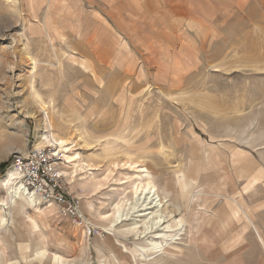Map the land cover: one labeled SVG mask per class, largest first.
Segmentation results:
<instances>
[{
    "label": "rangeland",
    "instance_id": "obj_1",
    "mask_svg": "<svg viewBox=\"0 0 264 264\" xmlns=\"http://www.w3.org/2000/svg\"><path fill=\"white\" fill-rule=\"evenodd\" d=\"M46 113L80 156L73 187L64 150L42 148L82 218L35 203L13 224L2 207L0 264H135L124 246L138 255L177 220L166 257L138 264H264L248 219L264 239V0H0V180L37 149ZM245 161L254 185L236 175ZM147 175L166 198L149 225L145 197L121 204Z\"/></svg>",
    "mask_w": 264,
    "mask_h": 264
},
{
    "label": "bare ground",
    "instance_id": "obj_2",
    "mask_svg": "<svg viewBox=\"0 0 264 264\" xmlns=\"http://www.w3.org/2000/svg\"><path fill=\"white\" fill-rule=\"evenodd\" d=\"M34 86L35 85L33 82V84H32L33 96L31 98L33 99V102L35 104L40 105L42 111L43 110L45 111L47 105L42 100L41 96L37 93ZM32 117H35L34 113L31 114V118ZM44 119L46 121V125L49 128V130H46L44 132V134L40 136L39 141L36 143V148L42 149L44 145L49 144L50 146H56L58 149L64 150L65 158H66V160H65L66 164H65V170L64 171L67 173L66 175H68V173H69V180L68 181H69L71 186L75 187V185H76V178L74 176L75 172L71 171V170L73 169L72 165H74L75 167L79 166L80 156H79V154L70 152L71 151V148H69L70 142L68 140H66L67 138L63 139L54 133V125H53L48 113L45 114ZM141 171L142 172H148L145 169H142ZM147 176H148L147 180H145V181L140 180L139 182L138 181L134 182L130 186V192H131L132 196L130 199L125 200L126 202L125 201L123 203L121 202V204L123 205L124 203L126 204V203L131 201L129 204L130 207H128V209H126L128 211V213H127V215H128L130 211L134 210L137 207V205L139 204V199L141 197H145V200L146 201L148 200V203H147V208L145 209V211H143L144 214L142 216L147 217L146 221H147V225H149V223H151L152 220H154L155 218H158V219L162 218L161 215H158V211H159V208H161L163 206L164 200L166 198L162 199L160 197L154 182L152 181V179L150 178L149 175H147ZM208 180H210L209 183L211 182L210 184L213 185L214 184L213 182L216 181V178L215 179L209 178ZM206 181L201 182L199 184L196 193L192 196L193 201L200 203L203 196L207 195V193H206L207 182ZM97 183H96V189H99L102 186V183L98 182V181H97ZM0 190H5V193H6V197L5 198L3 197L0 199V209L2 210V207L8 208L9 212L12 215L13 224L15 222L16 216H18V217L22 216L20 214H22L21 210H23L24 208H28V209L29 208H35V209L38 208L39 210H41V208H39L37 205L44 206L37 201L38 199L35 195H33V193L28 192V190H26V187L24 186L23 181L21 179V173L15 167L10 169L8 171L7 175L0 180ZM35 203H37V205H35ZM121 204L118 203L114 208V212H112L113 213L112 214L113 219L111 220L112 225L117 226L118 223H120L122 216H124V215L120 216L121 210H123L120 207ZM45 207H47V206H45ZM12 208H16V210H19L20 212L18 211L17 213H13ZM42 208H44V207H42ZM47 208L50 212L52 211V209H55L54 207H47ZM38 209H36V210H38ZM180 209L181 208L178 206V211ZM148 210H153V211L147 213ZM151 214L152 215L155 214V217L154 216L150 217ZM110 215H105V216H103V218L105 219L107 217H110ZM248 219H249V223L253 227V230L255 231V234H256V237H257L259 243L262 245V247L264 249V239H263L262 234L259 231V228H257L256 223L254 225L251 218H248ZM0 220L2 222L3 219L1 218ZM36 221L34 222L33 227H32V229L35 231H37L39 228V225ZM160 221H159V223H160ZM183 224H184V221H183ZM183 224L181 225L179 223V220L176 221V227H181V228L178 229V233H176L175 235L160 234V233L155 232V236L151 240H149L148 242H142V245H136V250L139 252L138 255H136L135 251L129 250L127 246H124V248L126 249V252L130 251V253L129 252H127V253L131 254V257L133 258L135 264H138L137 258H139L141 261H153V260H155V257H156V256H153L155 254H157V255L160 254L161 256L166 257V255L168 253L167 249L170 246H172L173 242H175L176 240H181L180 236L183 234L182 233L180 234V232L183 231ZM149 228L150 227L147 226L144 229V231H138L137 233L141 232V233L145 234L147 231H149ZM166 228L167 227H165V229ZM200 228L201 227L199 225V230H200ZM134 230H135V227H133V229L130 231H134ZM176 236H179V237L176 238ZM39 252L37 253L38 255H40ZM41 255H42V252H41Z\"/></svg>",
    "mask_w": 264,
    "mask_h": 264
},
{
    "label": "built area",
    "instance_id": "obj_3",
    "mask_svg": "<svg viewBox=\"0 0 264 264\" xmlns=\"http://www.w3.org/2000/svg\"><path fill=\"white\" fill-rule=\"evenodd\" d=\"M13 167L21 173L28 192L44 206L54 207L60 216L81 219L80 201L63 182L58 155L47 149H33L16 156Z\"/></svg>",
    "mask_w": 264,
    "mask_h": 264
},
{
    "label": "crops",
    "instance_id": "obj_4",
    "mask_svg": "<svg viewBox=\"0 0 264 264\" xmlns=\"http://www.w3.org/2000/svg\"><path fill=\"white\" fill-rule=\"evenodd\" d=\"M244 167H246L245 168V171L244 172H240V170H238V167L235 169V171H236V175L238 176V177H242V178H246V179H248V183H249V186L252 184V185H254V184H256V183H258L259 181H256V182H254L253 180L255 179V178H258L259 180H260V178H259V176H253V174H250V171H249V168H248V166H247V164H246V161H245V163H244ZM245 172H247V173H249V175L248 176H244V173ZM207 176V175H206ZM252 176H253V178H252ZM207 180L209 179L208 177L206 178ZM204 182V181H203ZM206 195H204L203 196V198H202V200L200 201V203L203 201V199H205L204 197H205ZM204 204V203H203ZM232 213V212H231ZM233 214V216H237V214L234 212V213H232Z\"/></svg>",
    "mask_w": 264,
    "mask_h": 264
},
{
    "label": "trees",
    "instance_id": "obj_5",
    "mask_svg": "<svg viewBox=\"0 0 264 264\" xmlns=\"http://www.w3.org/2000/svg\"><path fill=\"white\" fill-rule=\"evenodd\" d=\"M2 167H6V164H3Z\"/></svg>",
    "mask_w": 264,
    "mask_h": 264
}]
</instances>
